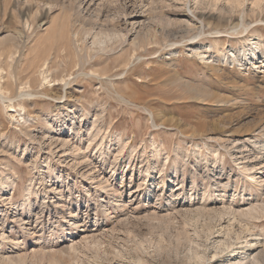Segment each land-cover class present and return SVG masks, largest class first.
Returning <instances> with one entry per match:
<instances>
[{"label": "rangeland", "instance_id": "374dc122", "mask_svg": "<svg viewBox=\"0 0 264 264\" xmlns=\"http://www.w3.org/2000/svg\"><path fill=\"white\" fill-rule=\"evenodd\" d=\"M254 1L0 0V264H264Z\"/></svg>", "mask_w": 264, "mask_h": 264}, {"label": "bare ground", "instance_id": "6f19581e", "mask_svg": "<svg viewBox=\"0 0 264 264\" xmlns=\"http://www.w3.org/2000/svg\"><path fill=\"white\" fill-rule=\"evenodd\" d=\"M221 1V0H220ZM227 1V3L229 4V2L230 3H232V7H240V5L242 4V2L244 1V0H226ZM254 1V0H253ZM197 2V0H195V2L194 3H196ZM212 2H214V1H212ZM215 2H217V1H215ZM218 2H219V0H218ZM198 3V2H197ZM209 4H211V3H209ZM213 4H216V3H213ZM218 4V3H217ZM254 6L256 7V9H258V11H259V13L260 14H264V0H255L254 1ZM208 6V5H207ZM216 6V5H215ZM225 6H227V5H225ZM227 8V7H226ZM230 8V7H229ZM209 9V8H208ZM214 9V8H213ZM228 9V8H227ZM235 8H233V10H234ZM216 10V9H215ZM214 10V11H215ZM222 10H224L223 8H222ZM221 10V11H222ZM218 12V11H217ZM235 12V11H234ZM242 12V11H241ZM240 12V13H241ZM210 13H211V11H210ZM220 13V12H219ZM244 15V13L242 14V16ZM238 16V15H237ZM264 16V15H263ZM239 19H241V16H239ZM239 19H238V21H239ZM244 19V18H243ZM259 19V18H258ZM242 20V19H241ZM263 21V22H262ZM261 22L262 23H264V17L261 19ZM260 22V23H261ZM240 23V22H239ZM238 23V24H239ZM246 23V22H245ZM259 23V22H258ZM231 24V23H230ZM250 24V23H249ZM240 26H241V24H239ZM244 25V24H243ZM242 25V27H243V29H247L248 27H244ZM193 26V25H192ZM234 26V25H233ZM237 26V25H236ZM239 26V27H240ZM246 26V25H245ZM264 26V25H263ZM230 27H231V25H230ZM238 27V28H239ZM241 28V27H240ZM216 29H217V27H216ZM242 29V30H243ZM237 30V29H236ZM239 30V29H238ZM222 31V30H221ZM247 31V30H246ZM220 32V31H219ZM233 32H234V30H233ZM243 32H244V30H243ZM232 33V32H231ZM245 33V32H244ZM209 34V33H208ZM217 34V33H216ZM234 34V33H233ZM235 35V34H234ZM19 36V35H18ZM200 36V35H199ZM203 36V35H202ZM20 37V36H19ZM96 37V36H95ZM94 37V38H95ZM93 38V37H92ZM93 38V39H94ZM98 40H100V39H98ZM107 39H105V41H106ZM103 41V40H102ZM94 42V41H93ZM190 44H192V43H190ZM93 45V44H92ZM64 47V46H63ZM64 51H65V49H64ZM257 51L259 52V55H261V56H263L264 55V45H261L260 43H254L253 45H251L248 49H246L245 50V48H244V50H242V55L244 56V55H250L251 57H253V59H256V55H257ZM68 52V51H67ZM198 53V52H197ZM201 54V53H200ZM200 54H197L196 56H201ZM133 55V54H132ZM192 56H194V55H192ZM132 58V57H131ZM207 58V57H206ZM262 58V57H261ZM137 59V58H136ZM200 59L201 60H204V58H203V56H201L200 57ZM131 60V59H130ZM138 60H139V58H138ZM264 61V60H263ZM127 63V62H126ZM67 65V64H66ZM130 65V64H129ZM68 69V68H67ZM46 80V79H45ZM62 82V81H61ZM63 86V85H62ZM65 86V85H64ZM34 90V89H33ZM199 100V99H198ZM145 111V110H144ZM236 143V142H235ZM256 144V143H255ZM262 156V155H261ZM253 244V243H252ZM255 245V244H254ZM253 246V245H252Z\"/></svg>", "mask_w": 264, "mask_h": 264}]
</instances>
